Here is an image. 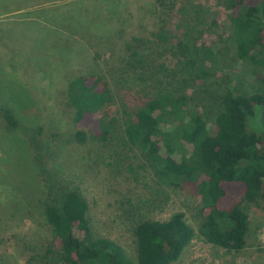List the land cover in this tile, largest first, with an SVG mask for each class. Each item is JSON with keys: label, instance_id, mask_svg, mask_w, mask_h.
Masks as SVG:
<instances>
[{"label": "trees", "instance_id": "trees-1", "mask_svg": "<svg viewBox=\"0 0 264 264\" xmlns=\"http://www.w3.org/2000/svg\"><path fill=\"white\" fill-rule=\"evenodd\" d=\"M220 1L228 26L212 45L201 41L211 29L206 28L205 10L190 0H151L154 27L148 38L113 29L120 46L113 49L118 58L109 61L110 67L130 72L123 79L133 80L131 90L139 87L140 102L129 104L118 93L123 83L98 72L77 75L64 86L76 142L101 143L107 153L101 158L110 160L109 167L126 166L136 182L140 171L151 174L157 188H149L157 195L143 205L168 198L163 185L192 186L201 198L199 226L189 224L183 212L166 221L141 218L134 228L133 258L116 240L96 237L85 197L78 190H63L55 199L40 200L60 264H174L196 238L229 252L247 248L250 212L264 208V93L229 88L221 71L239 61L264 72V0ZM135 2L141 12L143 4ZM13 3L18 4L0 0V14L11 12ZM87 17L79 9L48 22L60 37L66 32L85 40L87 27L103 32L105 26L94 15L89 22ZM258 114L259 131L251 125ZM1 115L8 131L18 127L12 110L3 107ZM184 147L189 151L177 158ZM137 157L135 167L132 159Z\"/></svg>", "mask_w": 264, "mask_h": 264}, {"label": "rangeland", "instance_id": "rangeland-1", "mask_svg": "<svg viewBox=\"0 0 264 264\" xmlns=\"http://www.w3.org/2000/svg\"><path fill=\"white\" fill-rule=\"evenodd\" d=\"M138 1L143 4L141 12L135 0H16L11 12L0 14V264H60L40 200L55 199L63 190H78L85 197L96 237L116 240L133 258L137 243L134 228L141 218L166 221L183 212L189 224L196 229L199 226L201 198L192 186L163 185L160 188L169 197L159 196L152 204L143 205L157 195L149 188H157L151 174L140 171V182H136L124 170L126 166L109 167L110 160L101 158L107 154L101 143L80 146L75 140L77 128L64 98V86L75 76L108 75L115 84L123 83L118 93L129 104L142 100L138 86L131 90L133 80L123 79L130 72L120 73L109 64L118 58L113 49L119 51L120 46L117 36L111 35L115 27L128 35L148 38L151 34V0ZM190 1L205 10V27H211L201 41L216 43L228 26L226 8L220 0ZM79 9L90 14L88 22L93 15L97 22L101 19L104 31L87 27L85 40L66 32L58 36L48 20L65 18ZM103 34L105 38L99 36ZM221 72L229 88L251 95L264 93L263 71L236 61ZM3 107L19 120L14 131L5 128ZM260 115L251 123L257 131L261 129ZM188 148L179 150L176 157ZM132 162L136 167L140 158ZM250 227L248 246L241 253L196 238L174 264H264V208L251 210Z\"/></svg>", "mask_w": 264, "mask_h": 264}]
</instances>
